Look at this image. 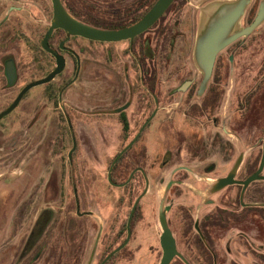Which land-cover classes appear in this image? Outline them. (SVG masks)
Wrapping results in <instances>:
<instances>
[{
  "label": "flooded vegetation",
  "instance_id": "1",
  "mask_svg": "<svg viewBox=\"0 0 264 264\" xmlns=\"http://www.w3.org/2000/svg\"><path fill=\"white\" fill-rule=\"evenodd\" d=\"M60 1L83 23L120 29L139 21L156 0ZM175 1L143 31L124 39L93 40L54 28L46 41L49 51L42 39L52 17L50 0H0V111L24 85L56 66L55 54L63 60L60 71L28 88L0 123L20 126L12 140L22 152L34 146L42 163L47 156L54 158L47 162L51 191L60 168L66 167L68 206L66 212L53 211L51 223L69 218L67 264H117L129 257L140 200L153 185L155 170L175 156L184 159L169 169L176 170L165 203L176 250L189 264H264V178L249 182L243 191L231 183L210 192L209 181L226 176L241 152L234 179L244 180L264 156V68L262 76L252 61L239 58L243 46H233L236 39L223 49L231 47L227 54L216 55L210 78L199 90L202 74L196 67L193 75L182 76L190 11L185 10L183 20L179 13L188 0L173 6ZM197 19L196 12L195 23ZM226 74L237 77L235 85L224 84ZM168 75L182 79L173 87L164 85ZM97 138L103 141L99 154L113 156L105 165V197L100 198L104 222L88 248L86 218L93 216L85 207L96 169L89 153ZM155 138L163 141L161 149H155ZM153 148L161 154L158 162ZM260 174L264 176V167ZM50 210L41 212L48 213L47 220ZM12 221H19L18 212ZM43 232L37 236L32 230L18 244V263L34 253L37 258L36 241ZM60 233L53 229L56 257ZM157 241L159 245V235ZM168 264L186 263L174 255Z\"/></svg>",
  "mask_w": 264,
  "mask_h": 264
},
{
  "label": "rangeland",
  "instance_id": "2",
  "mask_svg": "<svg viewBox=\"0 0 264 264\" xmlns=\"http://www.w3.org/2000/svg\"><path fill=\"white\" fill-rule=\"evenodd\" d=\"M210 1L212 0H188L185 8L180 10L179 20L185 18V10L190 11V30L186 40L188 49L182 60L184 64L183 68H185L182 76L193 75L195 72L196 66L192 59L193 42L199 26L200 9ZM180 2L183 4L184 0H176L173 6L174 4H181ZM258 2L259 0H251L245 15L240 21V26L248 24L249 20L255 14ZM196 12L198 19L195 23ZM239 43H242L243 46V49L238 53L240 55L239 58L245 61H252L251 64H253L254 68H257L258 73L263 76L262 70L264 68V60H258L259 56L264 58V22L247 38H238L233 46ZM230 49L231 47L221 51V53L227 54ZM255 57L257 60H255ZM260 63H262V65L259 67L258 64ZM182 76L177 75L170 77L168 75L163 84L173 87L178 84ZM229 76L230 77H228L227 74L224 76V84L235 85L236 82H234V80L236 81L237 77L233 79L231 75ZM242 80L243 79H241V81ZM239 83L241 84L244 82ZM41 87V85L35 86L31 91L34 92ZM178 96L179 95L176 94L172 101H177ZM20 130L21 128L19 125L7 124V120L0 123V264H13L14 262L15 264H43L42 256L37 260H27L28 257L18 263L20 259L14 261V250L17 251L16 256L18 257V254H20L18 244H20V242L22 243L32 230L39 236L40 231H45L48 226H50L51 219L47 220L46 218L48 213H45V215L41 214L45 207H48L52 211L60 210L61 212H66L68 206L66 199L69 194L67 171L65 166L60 168L56 179V185H52L54 191H51V188H48L46 184L50 168L47 162L54 160V158L47 156V161L42 163L41 157L38 156L34 146L30 147L28 151L22 152L20 146H18V142L12 140L18 137ZM156 139L157 138L153 141L155 149L156 146L161 149L163 141L161 139H159L161 141H157ZM102 142L103 141L99 138H97V141H91V150L89 153L91 166H96V169L95 174L91 173L92 187L90 194H88L87 207H85L92 212L93 216L86 218L88 222V248L91 247L98 227L104 222L100 216L101 214L104 215L103 213L105 212L100 203V200L105 197L103 196V187L105 186L104 170L105 165L107 166L113 156V152H108L109 154L106 153L105 157L99 154ZM113 143L115 142L111 141V144ZM15 146L17 149L12 150L11 148ZM155 149L154 156L155 159H157L156 162H158L162 157L160 152H157ZM183 159L184 157L175 156L172 158L173 161L168 163L167 166L155 170L153 185L140 200V209L136 216L137 218L132 236L133 239L129 245V257H122L121 262L117 264H158L161 255L157 241L160 233L157 222L158 200L169 175L168 172L170 167H173L178 161H183ZM262 183L264 182L261 181V184ZM110 197H115V192H112ZM55 198H58L59 201L54 202L53 200ZM175 202L180 203L181 200H176ZM178 206L185 205H175L174 208ZM111 211L113 212V208ZM17 212L19 213V221L15 222L14 225L12 219L14 220ZM123 218L125 219V217ZM48 230L49 229H47V231ZM226 259H229V256H226Z\"/></svg>",
  "mask_w": 264,
  "mask_h": 264
},
{
  "label": "water",
  "instance_id": "3",
  "mask_svg": "<svg viewBox=\"0 0 264 264\" xmlns=\"http://www.w3.org/2000/svg\"><path fill=\"white\" fill-rule=\"evenodd\" d=\"M172 1L173 0H156L151 8L142 16L139 21L128 27L120 29H104L79 21L70 13H68V11L63 7L60 0H50L52 6V17L50 20V25L47 28L42 39L43 47L51 51L47 46L46 41L50 36L52 30L57 27L64 29L71 35H79L93 40L114 41L131 37L137 33H140L149 25H151ZM250 2L251 0H212L206 3L200 9L199 26L195 33L192 47V59L194 65L202 74L199 90H202L206 86L207 81L210 78L213 62L216 55L236 39L245 37L250 34L264 22V0H259L252 20L248 24L240 26V21L245 15ZM55 56L56 66L44 77L24 85L18 92L12 103L7 108L0 111V118L3 115L7 114L17 104L21 95L28 88L49 81L55 74L60 71L63 65V60L61 56L56 54ZM243 154L244 152H241L236 157L232 167L230 168L226 176L217 178L212 181L209 180L210 192L217 191L225 185L231 183L240 184L243 191V189L249 182L264 178V176L260 174L262 168L264 167L263 156L259 161L257 169L252 174L241 181H237L234 179V175L242 161ZM174 170L169 173L158 200L157 222L160 229L159 245L161 249V255L159 257L158 264H168L174 255H177L186 264H189L176 250L174 238L168 227L166 218V213L170 205L166 204L165 200L167 191L170 185L174 182L171 179V174ZM134 206L135 204L133 205L132 210ZM100 229L101 227H99L98 235ZM122 245L123 243L116 249H114L113 252L117 251Z\"/></svg>",
  "mask_w": 264,
  "mask_h": 264
},
{
  "label": "trees",
  "instance_id": "4",
  "mask_svg": "<svg viewBox=\"0 0 264 264\" xmlns=\"http://www.w3.org/2000/svg\"><path fill=\"white\" fill-rule=\"evenodd\" d=\"M65 4L71 3V0H63ZM93 25L98 26V23H91ZM49 211V210H48ZM54 212L50 210L49 216L51 217V220H53ZM58 228L62 233H60V239L62 240L60 242V247L58 251L57 257L55 256V249H54V243H53V229ZM47 229H49L47 231ZM46 231L43 232V234L40 236L39 240L36 241V248H39V251L37 252V258L35 256V253L32 254L31 258H28L27 260H36L42 256L43 264H67L68 262V252H67V242H68V229H69V218L67 216H60L58 219V223L55 224L52 223ZM17 251L14 253V261L21 259V257L18 254V257L16 256ZM13 261V262H14ZM12 262V263H13ZM15 264V262L13 263Z\"/></svg>",
  "mask_w": 264,
  "mask_h": 264
}]
</instances>
